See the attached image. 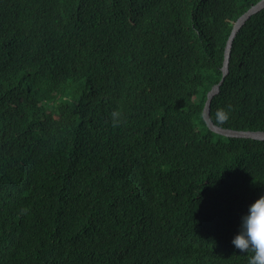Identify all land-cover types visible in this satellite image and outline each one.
Returning a JSON list of instances; mask_svg holds the SVG:
<instances>
[{
	"label": "trees",
	"instance_id": "1",
	"mask_svg": "<svg viewBox=\"0 0 264 264\" xmlns=\"http://www.w3.org/2000/svg\"><path fill=\"white\" fill-rule=\"evenodd\" d=\"M260 1L0 0V264H247L264 141L203 111ZM210 117L264 132V9Z\"/></svg>",
	"mask_w": 264,
	"mask_h": 264
},
{
	"label": "clouds",
	"instance_id": "2",
	"mask_svg": "<svg viewBox=\"0 0 264 264\" xmlns=\"http://www.w3.org/2000/svg\"><path fill=\"white\" fill-rule=\"evenodd\" d=\"M231 111V105L227 108H218L215 122L218 125L226 123L230 119ZM109 117L114 128L125 122L124 113L119 108L112 110ZM29 211L28 207H22L18 215H27ZM232 244L247 255V264H264V195L252 203L248 213L242 216L240 230L233 238Z\"/></svg>",
	"mask_w": 264,
	"mask_h": 264
},
{
	"label": "water",
	"instance_id": "3",
	"mask_svg": "<svg viewBox=\"0 0 264 264\" xmlns=\"http://www.w3.org/2000/svg\"><path fill=\"white\" fill-rule=\"evenodd\" d=\"M263 9H264V0H261L256 5H254L252 8H250L245 14H243L235 22V24L233 26V30L231 32V35H230L229 40H228L227 45H226L225 59H224L223 67H222V72H223L222 79L218 84H216L210 90V92L207 95V101H206L205 108L203 111V117L207 123L208 128L217 134H220V135H223V136H226L229 138H248V139L264 141V132L263 131H234V130L222 129V128L216 126L210 117L212 101H213L214 97L220 92V88L223 85L225 78L229 73L230 58H231L232 46H233L234 39L237 36L239 30L244 26V24L253 15L259 13Z\"/></svg>",
	"mask_w": 264,
	"mask_h": 264
}]
</instances>
